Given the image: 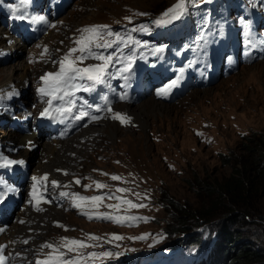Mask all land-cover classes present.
<instances>
[{
    "label": "rangeland",
    "instance_id": "rangeland-1",
    "mask_svg": "<svg viewBox=\"0 0 264 264\" xmlns=\"http://www.w3.org/2000/svg\"><path fill=\"white\" fill-rule=\"evenodd\" d=\"M177 2L178 0H76L60 16L63 18L60 19L63 20V25L59 24L57 30L51 31L53 34H48V37L44 38L49 47L47 53H42V55L54 57L56 61H59L71 47L75 46L74 41L79 37L80 30L83 29L81 28L82 25L85 27L104 23L111 25V28L115 30L121 26V23L126 22L125 20H127L129 15H137L136 19L138 21L127 25H137L140 21L148 20L153 15L160 17ZM200 8L205 12V15L201 18L206 23L205 26L200 22L199 7L195 0H186L185 11L174 22L185 29L206 31L210 28L215 35L219 34L221 37L227 38L229 34L224 31L223 24L217 19L216 14H213L208 6ZM140 13H145L146 15H140ZM89 17H93L91 20H96L97 22H90ZM71 20L75 21L71 22ZM148 22L150 24L153 23L150 20ZM245 27H248V25H243L241 38L243 42L247 43L248 32ZM65 29L69 33H66ZM135 30L139 32V26ZM71 32H77V35H72ZM127 33L129 32L127 31ZM8 46L4 45V47ZM21 54L18 52L15 58L0 63V86L6 71L12 70L14 67H20L24 62L27 65H31L32 70L43 71L44 68H40L38 66L39 63L33 60V63H29L27 61L28 58L25 57L23 60ZM94 63L100 62L97 60H85L82 66ZM260 64H264V59L254 61L250 66L253 65L255 67ZM246 69L245 64L240 65L238 70L231 73L227 78H222L217 83L211 84V86L194 88L198 91L207 89L208 92L210 91L208 95H211L214 91H221L224 95V101H221L220 97H214L211 103L208 100V96H203V105H196V103H192L194 96L190 91L177 101L172 103L164 102L175 108L173 113L171 112L169 117H157L156 120L151 119L150 116L149 120L152 121L144 131L140 130L139 122H134L128 127L119 126L121 132L115 139H109L105 133L100 132L99 134L96 131L94 135H100L97 144L92 143L90 140L86 144L81 145L76 144V142L73 143L77 150H84L83 155L81 154L82 156L78 157V161L85 157L84 160L80 161L79 167L90 170L97 166L107 167L116 171L123 170L132 176L139 177L137 183V193L139 195L135 193V196L140 201L136 203H143L146 207L127 208L137 210L143 215L145 214L146 217L150 218L149 220L134 228L117 227L113 224L111 225V223L88 222L84 219H79L74 214L67 213L63 209L64 214L66 213L64 215L65 218L59 219L58 215L56 216L55 214L58 209L51 207L47 211L48 213H45V215L51 217V220L45 225L48 231L40 234L43 236L49 235L50 226L53 228V233L66 232L58 225L67 222L74 225L77 222H81L80 224H83L88 230L105 234L119 232L126 241L127 246L143 247L150 241H158L157 228H164L170 232L176 228V225L181 220L180 217H175L177 210L174 207L166 203L162 204V201L158 202V196L163 191L167 193L175 204L187 205L188 207H194L199 204L203 208L206 205L205 202L208 201L209 205H212V211L216 213L222 207H226L228 202L218 201L216 203L217 195L208 196L202 187L203 184L207 182L219 184L231 173V170L241 166L236 161L248 153V140L245 139L247 135L251 133L264 135V105L252 102L248 105L243 97L230 93V90L226 91V89L234 87L238 82V78L243 75ZM224 92H227V94ZM150 100L152 98H147L145 101L149 102ZM139 105L140 102L130 104L134 108L139 107ZM189 106L194 107V109ZM206 122H208V126H204ZM106 125L107 123L103 122L95 127L99 129ZM155 125L158 129L155 128ZM71 140H77V138L68 139L67 141L70 143ZM57 146L60 147L61 143L57 144ZM249 146L252 147L251 145ZM39 149L41 148L38 147L37 150ZM30 158L33 159L35 164L40 160L47 162L46 158L42 157L43 159H39L38 151L31 152ZM31 164L33 171L35 164L32 161ZM145 182L152 185V187L143 189L142 183L146 185ZM151 190L153 191L151 192ZM152 199L155 200L154 204ZM255 206L256 212L253 214V219L250 223L229 225L232 231L239 229V232H236V236L232 239L231 246L249 241L252 242V247L255 249L264 251V197L256 199ZM154 216H156V219L153 222L151 219ZM223 216V214L218 213L211 219L214 221L212 222V227L216 232H219V229H222L224 224H226H223ZM44 218L43 220L46 221V216ZM43 220L40 219L42 223L44 222ZM54 220L58 221V223H53ZM192 223H195V221ZM193 230L194 227H191L184 231L192 232ZM68 232H72V230H68ZM182 232L170 233L167 240H176ZM145 233L149 234L144 238L145 240L134 239V237H140ZM161 241L164 242V239L162 238ZM207 249V246H203L201 253L206 254ZM260 264H264V262Z\"/></svg>",
    "mask_w": 264,
    "mask_h": 264
},
{
    "label": "snow or ice",
    "instance_id": "snow-or-ice-1",
    "mask_svg": "<svg viewBox=\"0 0 264 264\" xmlns=\"http://www.w3.org/2000/svg\"><path fill=\"white\" fill-rule=\"evenodd\" d=\"M22 2H26V0H22ZM186 0H178V2L172 7L168 8L158 19L154 21L157 25H166L171 23L172 21L179 19L180 16L185 11ZM13 15L14 18L17 19H25L26 17L23 15L15 16V6H13ZM140 15H146L145 13H140ZM37 19L43 20L44 17H38ZM127 19L131 20L130 17ZM55 25H53L54 27ZM107 25H92L86 26L85 28L80 30L79 37L74 41L73 47H71L67 53L63 55V57L57 62L58 70L47 72L42 75L40 79L44 81V86L39 89L41 96L50 97L46 101L48 105L41 111L40 115L43 117H56L66 118L67 116L73 113V110L76 109V100L75 94L78 91L89 92L92 91L97 84H102L105 82V75L110 67L111 63L114 60L112 55H105L103 53L94 51V49H104L112 47V42L105 39V36H115L116 40H122L123 38L118 33H112L111 31L105 32V29H108ZM140 30H145L141 27ZM131 39V37H129ZM45 53H47L48 49L45 47ZM88 59H95L100 63L87 64L86 66H82L83 62ZM131 62V57H129V63ZM124 71H127L125 68ZM84 81L91 82L90 84L82 83ZM173 84L176 81L172 82ZM166 89L161 90V94H164ZM123 98V97H122ZM58 100L60 103L57 106H53V101ZM107 100V97H105ZM87 104V101L84 102ZM99 107H97V111H99ZM106 111L112 113V118L120 120L121 123L130 122L131 118L126 115L115 112L109 105L106 108ZM89 113L83 110V107L80 108L79 114L74 117L76 120H81L84 117L88 116ZM99 119L98 116L92 115L91 120ZM202 135V133H200ZM0 161H3L5 165L12 164H24L23 160H10L6 156L0 154ZM62 171V170H58ZM67 174V172H65ZM104 175H109L108 173H104ZM33 181H47L48 174H45L43 177H32ZM111 179L121 180L122 177L118 175H112ZM97 189L107 188L108 185L102 183L100 181L93 182ZM51 184L55 186H59V182L56 180L51 181ZM75 184H81V180L79 178L75 179ZM92 184L84 185L86 188L92 187ZM67 187V185H65ZM32 198L36 202L37 211L42 210L39 205L41 201L44 200V196L38 193L37 185L34 183L32 186ZM12 191V189H0V202H3L8 193ZM131 189L129 188H117L113 193H105L104 195H93V196H85L81 195L79 192L69 193L67 191H62L60 195L62 197H71L73 200V206L81 209L82 214L87 215L90 219L93 216L102 219L112 220L116 223H131L139 220H147L150 219L148 217L142 216H121L114 215L111 212H99V211H88L86 209L96 210L99 205L107 199H115L119 201L118 204H108L107 208L118 210L121 204L128 205L129 208H142L146 207L143 203H134L130 199H126L125 197L119 196L116 193H128ZM136 195H139L138 193ZM51 202V201H47ZM31 203V201H30ZM23 222V221H22ZM63 227V225H58ZM3 231V229H0ZM148 233L143 234L140 237H134V239H144L148 236ZM112 238L114 240L123 239L122 236L113 233ZM101 237H98L94 234H88V240L90 241H99ZM27 241H25L26 243ZM111 242V241H109ZM95 244L86 243L83 240L62 237L61 242L59 244L54 243H46L42 245V248H48L51 251L48 252L44 259L38 260L36 264H81L82 259L87 260L88 257L96 258L97 256L101 258L112 257L113 255H119V253H113L111 251H102L99 253L91 252L88 254V257H82V255H77L75 257H68L69 253H79L80 249L95 247ZM5 245H0V264H5L7 257L3 255V251Z\"/></svg>",
    "mask_w": 264,
    "mask_h": 264
},
{
    "label": "bare ground",
    "instance_id": "bare-ground-1",
    "mask_svg": "<svg viewBox=\"0 0 264 264\" xmlns=\"http://www.w3.org/2000/svg\"><path fill=\"white\" fill-rule=\"evenodd\" d=\"M89 18H90L89 19L90 22H97L96 20H91L93 17H89ZM60 19H63V18L62 17L59 18V22H62V20H60ZM74 21L75 20H71V22H74ZM68 24H70V23H68ZM64 31L66 33L68 32L67 29H65ZM2 33L3 32L0 29V46H4V45L7 46L8 44L6 43V39H4L2 37ZM48 34H53V32H51V31L49 33L47 32V34L43 35L42 38L43 37L45 38ZM71 34L75 35L76 32H71ZM44 40L46 41V39H44ZM20 49H24V46H21ZM50 58H51V56H50ZM239 66H238V68H239ZM245 66L247 69L245 70L243 75L238 78V82L234 85L233 88L226 89V91L230 90V93L238 94L239 96L243 97L245 102H247L248 105H250V102L255 103V104L264 105V98H263L264 97V64H260V65H257L255 67H253V65H251L252 66L251 67L250 64H245ZM54 67H55L54 61H46V66H45L44 70L41 72L40 76L46 74L47 72L56 71L57 69H54ZM236 71H234V72H236ZM33 73H34V69L32 70L31 65H27L26 62H24L22 64V66H20V67H14L12 70H7L6 74L4 76V79L1 80L0 93H2L4 90V85L2 86V84H8V83L13 82V81H17V82L25 84L26 80L32 79ZM230 75H231V73H230ZM220 79H222V77H219V80ZM209 85L211 86V84H209ZM195 88L198 89L201 87L198 86ZM196 89L193 88L191 90V92L194 96L192 99L193 104L196 103V105L202 106L203 105L202 104V102H203L202 97L203 96H208V100H210L211 103L214 100V97H220L221 101L223 100L224 95L222 94L223 92H221V91H214L211 95H208V93H210V91L208 92L207 89L203 90V91H201V90L198 91ZM224 93L227 94V92H224ZM147 98H152V100H150L149 102H146L145 100ZM164 102H166V101H163V100H160L157 98H153V97H145L144 99H142L140 101L139 107L134 108L133 106H130L129 103H124V104H122L121 110L127 111L126 109H128V110L130 109L129 115L132 117V122L133 123L139 122L138 125L140 126V130L144 131L145 128L149 127V125H150L149 123L152 121V120H149L150 116H151V119L153 118V120H156L157 117L165 118V117H169L171 112L173 113L175 108H173L172 105H168ZM172 102L170 101V103H172ZM189 107H191V106H189ZM191 109H194V107L193 108L191 107ZM104 123H107V125L105 127H102L99 129H98V127H95V128L91 127L92 129L88 128L81 135L88 136V141L90 140V141H92V143H95V144L98 143V137L100 136L99 135L100 132L105 133V135L109 139H115L116 137H118L119 133L121 132L120 128H119V126H121V125L117 121H113V122L108 121V122H104ZM155 128L158 129L156 125H155ZM96 131H98V133H99L97 136L94 135V133ZM28 138H30V136H28ZM25 139H26V137H24L22 139V141H25ZM67 140L68 139L61 140V141H55V140L43 141L41 143V146H40L41 149L36 150V151H38L39 156L41 155L40 159L42 157L46 158L47 162H42L40 160L38 163L35 164L33 172L36 175H38L39 172L43 173V171H46L44 174H49V175L53 176L56 174V168L57 167L65 168L66 166H69V165L74 164V163H75V165H72V166H74V167L78 166L79 167L81 162L78 161V157L83 155L84 150L83 151L81 149L77 150L73 146V143L75 141H77V143L80 144L81 142H80L79 138L77 140H71L70 143ZM86 142H84V143L86 144ZM60 143H61V146L58 147L57 144H60ZM84 143H82V144H84ZM84 149H85V147H84ZM74 153H76V154L73 155ZM20 154L30 158L31 151H29L27 149H22L20 151ZM72 162H74V163H72ZM55 214H56V216L58 215L57 217L59 219H64L65 218L64 215H66V213L64 214L62 209H58L57 211H55ZM31 216H33L34 218H31ZM37 216H39V218L41 220H43V219H45L44 217L47 215H45V213L42 215L41 214L38 215V214H36L30 210H27L26 214L20 213L18 218H20L21 221H23L24 225L22 227L21 225L16 223L15 224L16 230L18 232H21V235L23 237L29 236V235L35 236L38 233V236H41V239H43V240L49 238L51 235H53V232H54L53 228H51V226H50L49 227L50 228L49 235L46 234L43 236L42 232L46 233V231H48L47 230L48 228H45V225L40 220L39 221L35 220V218H37ZM34 228L36 230H34ZM39 228L41 230H37ZM40 233H42V234H40ZM7 238L8 237L4 234V235L0 236V241L6 240ZM23 245H24V248L26 249V251L28 253H29V251H33V248L28 249L29 245L26 244L25 241L23 242ZM10 248L13 250V253H14V248L11 245H10Z\"/></svg>",
    "mask_w": 264,
    "mask_h": 264
},
{
    "label": "trees",
    "instance_id": "trees-1",
    "mask_svg": "<svg viewBox=\"0 0 264 264\" xmlns=\"http://www.w3.org/2000/svg\"><path fill=\"white\" fill-rule=\"evenodd\" d=\"M245 139L248 140V153L236 161L241 166L231 170V173L219 184L207 182L202 186L208 196L217 195L216 203L218 201L228 202L227 206L222 207L218 212L224 215L223 224H226L219 229L217 247L209 256L210 264H260L264 262V251L252 247V242L245 241L231 246L232 239L239 229L232 231L229 225L250 223L256 212V199L264 197V135L251 133ZM158 198V202L162 201V204L166 203L174 207L177 210L175 217L181 218L176 228L170 233L180 231L184 233V230L191 227L196 230L205 223L214 222L211 219L218 214L212 211V205H209L208 201L202 208L199 204L194 207L175 204L164 191ZM194 221L195 223H192ZM195 241L199 242V236H196Z\"/></svg>",
    "mask_w": 264,
    "mask_h": 264
},
{
    "label": "clouds",
    "instance_id": "clouds-1",
    "mask_svg": "<svg viewBox=\"0 0 264 264\" xmlns=\"http://www.w3.org/2000/svg\"><path fill=\"white\" fill-rule=\"evenodd\" d=\"M150 186H152V185H150ZM79 219H81L80 217H78Z\"/></svg>",
    "mask_w": 264,
    "mask_h": 264
}]
</instances>
